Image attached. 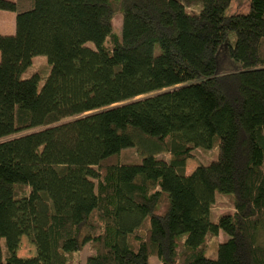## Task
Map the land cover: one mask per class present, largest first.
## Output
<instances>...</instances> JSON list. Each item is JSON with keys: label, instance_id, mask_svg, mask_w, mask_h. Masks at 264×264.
I'll list each match as a JSON object with an SVG mask.
<instances>
[{"label": "trees", "instance_id": "16d2710c", "mask_svg": "<svg viewBox=\"0 0 264 264\" xmlns=\"http://www.w3.org/2000/svg\"><path fill=\"white\" fill-rule=\"evenodd\" d=\"M231 3L0 0V264H264V0Z\"/></svg>", "mask_w": 264, "mask_h": 264}, {"label": "rangeland", "instance_id": "374dc122", "mask_svg": "<svg viewBox=\"0 0 264 264\" xmlns=\"http://www.w3.org/2000/svg\"><path fill=\"white\" fill-rule=\"evenodd\" d=\"M250 6V0H232L231 6L227 10V15H234V14H243L247 13L249 11ZM195 8L198 10L200 9V5H197ZM0 17L7 18L4 20V24L0 22V26L4 25L5 29L3 27L1 33L3 34H14L15 32V14L11 12H6L0 10ZM115 30L116 32H120L122 35V15H117L115 18ZM120 35V36H121ZM90 47H93V44H89ZM44 65L40 70L41 73L47 75L49 64L48 59L45 56H39L35 57L33 59V65L30 66L25 73L23 74V77H29L37 72V69H39V66ZM45 82V79L43 78L39 86L41 87ZM216 155H218V152H212V151H204V150H197L194 152V158L187 161V167H186V173L190 174L193 170H195L197 167H199L201 164L208 165L210 160L216 158ZM159 156V155H158ZM157 156V157H158ZM165 155H160L159 158H163ZM139 155L137 154L135 149H128L122 152L121 154V160H123L124 163L127 162H139ZM129 164V163H127ZM229 207H227L224 204L217 203L212 208L211 212V219L215 221L218 217L222 216L223 214L230 213ZM210 241L213 243L215 239L211 238ZM219 242L226 241V238L223 234H220L218 237ZM95 253L94 250H92L89 246H86L82 252L78 255V264H86V260L88 256H91ZM16 255L19 258H35L37 256L36 248L33 243H31L27 238H24L21 242V245L19 249L16 251ZM155 258L150 259V262L152 264L155 263Z\"/></svg>", "mask_w": 264, "mask_h": 264}, {"label": "crops", "instance_id": "0c3cea01", "mask_svg": "<svg viewBox=\"0 0 264 264\" xmlns=\"http://www.w3.org/2000/svg\"><path fill=\"white\" fill-rule=\"evenodd\" d=\"M7 19V18H3V17H0V22L2 24H4V20ZM0 27H3L5 29V26L4 25H1ZM2 31V28H0V32Z\"/></svg>", "mask_w": 264, "mask_h": 264}]
</instances>
